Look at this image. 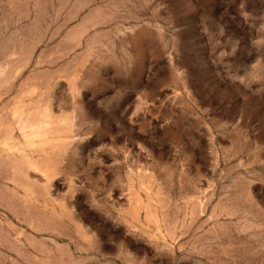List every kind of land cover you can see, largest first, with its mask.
Instances as JSON below:
<instances>
[{
	"label": "rangeland",
	"instance_id": "374dc122",
	"mask_svg": "<svg viewBox=\"0 0 264 264\" xmlns=\"http://www.w3.org/2000/svg\"><path fill=\"white\" fill-rule=\"evenodd\" d=\"M0 264H264V0H0Z\"/></svg>",
	"mask_w": 264,
	"mask_h": 264
}]
</instances>
